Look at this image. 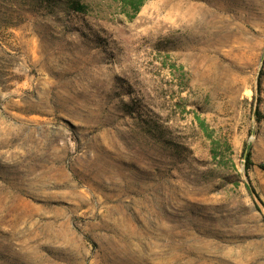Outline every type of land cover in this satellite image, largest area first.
Wrapping results in <instances>:
<instances>
[{
    "label": "rangeland",
    "instance_id": "374dc122",
    "mask_svg": "<svg viewBox=\"0 0 264 264\" xmlns=\"http://www.w3.org/2000/svg\"><path fill=\"white\" fill-rule=\"evenodd\" d=\"M136 2L0 0V264H264V0Z\"/></svg>",
    "mask_w": 264,
    "mask_h": 264
},
{
    "label": "trees",
    "instance_id": "16d2710c",
    "mask_svg": "<svg viewBox=\"0 0 264 264\" xmlns=\"http://www.w3.org/2000/svg\"><path fill=\"white\" fill-rule=\"evenodd\" d=\"M143 2H144V0H137V2L134 3V10H135V12L140 8V6L143 4ZM246 161H247L246 162V165H249L250 164L249 158Z\"/></svg>",
    "mask_w": 264,
    "mask_h": 264
},
{
    "label": "bare ground",
    "instance_id": "6f19581e",
    "mask_svg": "<svg viewBox=\"0 0 264 264\" xmlns=\"http://www.w3.org/2000/svg\"><path fill=\"white\" fill-rule=\"evenodd\" d=\"M190 18H191V17H190ZM31 230H32V229H31ZM31 230H30V231H31ZM12 233H13V232H12ZM30 233H31V232H30ZM21 242H22V241H21ZM19 249H20V248H19ZM7 252H8V251H7ZM27 261H28V260H27Z\"/></svg>",
    "mask_w": 264,
    "mask_h": 264
}]
</instances>
